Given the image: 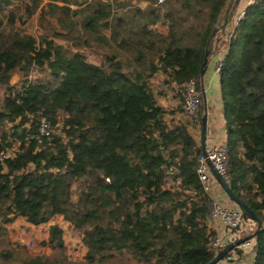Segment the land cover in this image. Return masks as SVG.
Instances as JSON below:
<instances>
[{
    "label": "trees",
    "instance_id": "1",
    "mask_svg": "<svg viewBox=\"0 0 264 264\" xmlns=\"http://www.w3.org/2000/svg\"><path fill=\"white\" fill-rule=\"evenodd\" d=\"M145 1L140 9L132 0H92L77 11L47 3L42 14L58 25L38 38L17 22L31 18L40 0L22 8L0 0V154L13 150L0 160V240L16 217L39 226L62 216L83 232L87 264L122 256L206 264L215 256L210 197L196 174L201 148L188 119L165 123L150 80L162 72L178 86L184 112L183 87L195 80L200 88L204 46L227 0ZM156 23L166 35L151 28ZM234 24L218 73L228 185L264 223V0L237 10ZM102 45L110 54L97 65L88 52ZM33 68L57 84H10L14 72ZM41 117L56 132L39 143ZM73 183H81L75 200ZM254 240L252 264H264L263 225ZM42 245L59 254L3 249L0 264H72L57 225Z\"/></svg>",
    "mask_w": 264,
    "mask_h": 264
},
{
    "label": "crops",
    "instance_id": "2",
    "mask_svg": "<svg viewBox=\"0 0 264 264\" xmlns=\"http://www.w3.org/2000/svg\"><path fill=\"white\" fill-rule=\"evenodd\" d=\"M92 0H40L38 7L36 8L35 14L29 18L26 19L25 17L22 18L20 22H17L19 24H29L36 26L38 24H50L51 26L58 25V22L56 20V17L47 16L42 14V9H47L46 4L51 3L57 8H68L70 11H77L80 9H86ZM13 3L12 5L18 6L20 8L23 7L24 3H30V0H11ZM241 2V0H240ZM250 3V0H243V7H240L239 12L243 13V9L246 5ZM11 3L3 4V8H11ZM148 5H150L149 2L145 0H141L139 2L132 1L131 6L139 7L140 9H145ZM119 10H122L120 7ZM57 11V10H56ZM55 11V13H56ZM71 14V12H70ZM151 28L156 29L160 34L166 35L168 32V29L166 26L156 23L155 25L151 26ZM227 40L222 41V43H225ZM222 43L219 45V49L217 52H215L211 57H209L207 66L204 70V74L201 77L200 82V91H201V99H202V112H206V138H205V148L218 146V145H224L225 139H226V130H225V120L223 116L222 111V104L220 99V92H219V84H218V77H215L213 74L215 65L220 62L222 59L224 53H225V46H222ZM102 48H99L98 51L101 55L105 56L110 54L108 48L106 45H102ZM105 48V49H104ZM160 80L161 86L159 87V94L156 95L158 105L165 109L166 113L164 114V121L169 126L172 127L173 125L183 123L185 120H187L185 113L183 111H179L178 107L181 105L180 100V90L179 87L176 86L174 83H166V76L162 72L156 73L153 78L150 80L151 86H153V82L155 80ZM153 89V87H152ZM175 97L173 98V95ZM173 98L172 102L169 103V100ZM166 100H168L167 103H169V106H174L171 108L166 107ZM201 119V117H200ZM194 125L191 124L188 126V129L192 136L194 137L196 143L198 146H200V135L198 136V131L194 129ZM197 127V126H196ZM209 197L212 201L219 202L221 204L228 205L230 207L235 206L234 203L227 197V195L224 193V191L218 186L213 185L212 191L209 194ZM20 218L25 221V223L31 227H41V226H48L52 225L53 219H51L48 223L42 224L39 226H32L30 225L25 218L23 217H17V219ZM16 219V218H15ZM15 221V220H14ZM14 221L12 223H14ZM264 228V223H262ZM208 227L212 231L214 236H222L225 235V229L220 223L219 220H214L212 222H208ZM48 230L45 236V239L48 237ZM255 245V240L251 241L250 250L247 248H241V254L237 256V259H235L231 264H252L253 259V248ZM223 264V263H219Z\"/></svg>",
    "mask_w": 264,
    "mask_h": 264
},
{
    "label": "built area",
    "instance_id": "3",
    "mask_svg": "<svg viewBox=\"0 0 264 264\" xmlns=\"http://www.w3.org/2000/svg\"><path fill=\"white\" fill-rule=\"evenodd\" d=\"M166 1L167 0H156L155 5H162ZM253 2L254 0H250V3ZM219 68L220 62H218L214 67L213 74L215 77H218ZM200 95L201 91L197 86V81L193 80L184 85L182 106L186 118L193 125L200 124V107L202 105V99ZM37 131L38 134L35 136V138L40 143L43 139L49 140L56 132V129L48 120H46L44 117H41L39 119ZM12 156L13 150L10 149L0 154V160L11 158ZM209 163L222 177V179L228 183L229 159L224 145L205 148V155L200 153L198 156L196 174L203 191L207 194L211 193L213 185H218L220 187L218 182L212 176ZM209 207L210 210L207 216V224L208 222L210 223L214 220H219L226 232L225 235L222 236L213 235L210 237L209 248L214 251L215 254L224 249L228 244H234L238 241H241L254 232L256 226L255 222L248 217H245L236 205L230 207L210 199ZM252 240H254V238L248 239L242 242L240 245L235 246L232 250L227 252L224 258L217 264H231L235 259H237V256L241 254V248H248L250 250ZM17 242L27 247H31L33 245L31 241L26 240L22 235H18Z\"/></svg>",
    "mask_w": 264,
    "mask_h": 264
},
{
    "label": "rangeland",
    "instance_id": "4",
    "mask_svg": "<svg viewBox=\"0 0 264 264\" xmlns=\"http://www.w3.org/2000/svg\"><path fill=\"white\" fill-rule=\"evenodd\" d=\"M132 1H141V0H132ZM240 7H243V0H241L238 10ZM241 14H243L241 12ZM24 29V32L30 35H34L38 38L48 35H51L50 28L52 27L50 24H38L36 26L29 25V24H21ZM49 35V36H50ZM227 44V42H226ZM222 46H225V43H222ZM89 60L94 64H101L104 62L105 57L99 53L98 50H92L88 52ZM30 81L32 83H47L48 86L51 88L57 84L58 79H54L51 77L46 69H38L33 68L29 71L27 75H23L20 71L14 72L10 84L19 88L23 81ZM160 80H155L153 82V91L156 95L159 94L160 90L159 87L161 86ZM173 98L175 97L174 94ZM180 95V94H179ZM3 98V90L0 89V100ZM173 98L169 100V103L172 102ZM181 100V96H180ZM166 100V107L171 108L174 106H169ZM181 106V105H179ZM200 117H201V107H200ZM191 123L188 125L190 126ZM197 126V127H196ZM194 129L198 131V136L200 135V124H195ZM168 187L173 184L172 182V175H170L167 179ZM81 188V183H73L72 185V192L71 197L72 200H75L79 194ZM235 205V204H234ZM52 225H57L62 230V240L63 245L65 248V257L67 258L68 262L72 264H87L85 259L87 249L82 243V236L83 232L81 230H76L70 223L63 220L62 216H55ZM8 231V238L0 240V251L3 249H17L23 250L28 255H37V254H44L46 256H54L59 254L56 251L51 250L50 248L42 245L44 242L48 226H41V227H31L25 223L24 220L16 217L14 223L6 225ZM18 235H22L25 237L26 240L31 241L33 245L30 247L21 245L17 242ZM103 264H139L132 260H129L126 256L122 257H114L111 259L106 260Z\"/></svg>",
    "mask_w": 264,
    "mask_h": 264
},
{
    "label": "water",
    "instance_id": "5",
    "mask_svg": "<svg viewBox=\"0 0 264 264\" xmlns=\"http://www.w3.org/2000/svg\"><path fill=\"white\" fill-rule=\"evenodd\" d=\"M239 4H240V0H227L226 7L222 12L220 19H218L216 27L211 31V33L209 34L206 40L204 46L203 60L198 72L199 77L203 76L209 57H211L215 52L218 51L219 45L220 43H222V41L229 39V37L231 36L232 30L235 27L234 20ZM218 33L220 34L219 36ZM206 124H207L206 112L203 111L200 121V146H201V153L203 155H205ZM209 167L212 176L218 182V184L220 185L224 193L227 195V197L241 210L243 214L246 215V217L254 221L256 224L255 230L251 235L234 244L233 243L228 244L224 249L216 253L210 262L206 263V264H217L220 260L224 258L225 254L230 250H232L235 246L240 245L242 242L248 239L254 238L257 232L262 228V222L256 216L253 210H251L236 195H234L228 183L222 179V177L216 172V170L212 167L210 163H209Z\"/></svg>",
    "mask_w": 264,
    "mask_h": 264
},
{
    "label": "flooded vegetation",
    "instance_id": "6",
    "mask_svg": "<svg viewBox=\"0 0 264 264\" xmlns=\"http://www.w3.org/2000/svg\"><path fill=\"white\" fill-rule=\"evenodd\" d=\"M220 34L218 33V36H219Z\"/></svg>",
    "mask_w": 264,
    "mask_h": 264
}]
</instances>
